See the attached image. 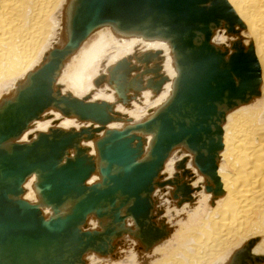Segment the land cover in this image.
I'll return each instance as SVG.
<instances>
[{"label": "water", "instance_id": "95a60500", "mask_svg": "<svg viewBox=\"0 0 264 264\" xmlns=\"http://www.w3.org/2000/svg\"><path fill=\"white\" fill-rule=\"evenodd\" d=\"M201 1L71 2L68 41L50 51L13 98L0 100V264H85V253H110L113 241L122 232L132 231L125 225L126 217L133 219L136 237L143 242L160 231L153 221L151 194L161 184L156 178L171 148L187 145L197 161H206L225 104L235 102L230 98L234 77L228 60L210 42L212 7ZM102 26L118 34L168 42L176 69L165 102L144 120L126 122L120 129L105 127L121 119L113 115L112 104L62 94L53 86L65 55ZM123 75L127 83L129 77ZM154 79L150 80L152 89L153 82L162 84L166 77L158 71ZM113 81L117 83V78ZM117 92L126 100L127 89ZM49 106L91 125L49 128L18 142L30 122ZM100 130L103 133L98 136ZM90 139L98 160L88 154V146L81 145ZM95 169L99 180L87 184ZM31 174H35V202L22 198L23 183ZM43 207H49L48 215L43 214ZM89 214L96 215L99 228L83 229Z\"/></svg>", "mask_w": 264, "mask_h": 264}, {"label": "bare ground", "instance_id": "6f19581e", "mask_svg": "<svg viewBox=\"0 0 264 264\" xmlns=\"http://www.w3.org/2000/svg\"><path fill=\"white\" fill-rule=\"evenodd\" d=\"M72 1L0 0V100L13 98L50 51L68 41ZM202 1L212 7L210 42L228 60L226 65L235 81L229 87L230 98L235 102L225 104L206 161H197L187 145L171 148L156 178L161 184L155 185L151 194L153 221L161 228L155 231L157 234L153 232V239L139 240L133 219L126 217L125 225L132 231L122 232L113 241L115 248L110 253H85V264H134V256L144 252H154L150 260L154 258L156 264H221L226 258L227 264H244L243 260L247 264L264 263V0ZM110 28L99 29L97 38L85 45L97 29L91 31L65 55L53 86L62 94L69 92L77 98L112 104L113 115L121 119L111 120L105 127L120 129L126 122L144 120L165 102L176 69L168 42L118 34ZM157 51V56L151 54ZM138 65L140 69L135 68ZM157 70L166 80L162 84L153 82L152 89L150 80ZM124 73L129 77L127 83ZM119 89H127L126 100L119 96ZM40 116L30 122L18 142L29 141L49 128L91 125L50 106ZM102 133L98 131V136ZM150 137L147 135V140ZM81 145L88 146V154L96 158L93 139L82 140ZM96 180L98 169L86 183ZM34 181L35 174H31L23 183L22 198L30 202L38 199ZM198 198L201 205L206 204L203 209H196ZM184 211L192 224L182 225L175 240L167 242L175 230L171 217H186ZM42 212L48 215L49 207H43ZM87 216L83 229L99 228L96 215ZM131 246L137 253L129 249L124 254L130 259H124L121 249ZM165 250V256L157 257ZM121 256L122 261L116 262Z\"/></svg>", "mask_w": 264, "mask_h": 264}, {"label": "rangeland", "instance_id": "374dc122", "mask_svg": "<svg viewBox=\"0 0 264 264\" xmlns=\"http://www.w3.org/2000/svg\"><path fill=\"white\" fill-rule=\"evenodd\" d=\"M102 28H110V27H108V26H106V27H101V28H99V29H102ZM99 29H97L96 31H94L89 37H88V39L84 42V44L85 45H87V44H89L92 40H94V39H96L97 38V31H99ZM111 29V28H110ZM224 44H226L227 46H228V43H227V41H225V43ZM70 70V69H69ZM136 72V71H135ZM206 206V204L203 206V205H201V203H200V198H198V200H197V207H196V209H203L204 207ZM208 206V205H207ZM173 209H175V208H173ZM166 211V210H165ZM184 213H186V217L184 216V215H177L176 217H171V221H174V225H175V230H174V232H173V234H171L170 236H169V238H167V242H173L174 240H175V238L177 237V231H178V229H180V227L182 226V225H189L190 224V219H189V213L188 212H185L184 211ZM166 214V213H165ZM167 217V216H166ZM178 217V218H177ZM185 217V218H184ZM189 222V223H188ZM191 224H192V222H191ZM190 224V225H191ZM259 238V237H258ZM261 239V238H260ZM246 242V241H245ZM166 243V242H165ZM242 244L243 243H241V244H239L238 245V247H241L242 246ZM238 247H236L237 249H238ZM120 249H121V247H119ZM119 249V250H120ZM129 249H132L135 253H137V251L136 250H134L133 248H132V246L131 247H128L127 249H121V251H120V253L121 252H123L122 254H124L125 252H127ZM235 249V248H234ZM233 249V250H234ZM119 250H118V252H119ZM232 250V251H233ZM160 254H158V256L157 257H163V256H165L166 254H167V252H166V250L165 251H163V252H159ZM154 255H156L154 252L153 253H151V252H149V253H143V254H139V253H137L135 256H134V264H156L155 263V260H154V258L152 259V260H150V258H152V257H154ZM129 256L127 255V257H126V255L124 254L123 255V258L124 259H130V258H128ZM137 258V259H136ZM145 258H147V261L145 262V263H143V261H144V259ZM156 259V258H155ZM122 261V256H121V258H119L118 260H116V262L117 261ZM229 261V259H227L226 258V260L223 262V263H221V264H227V262ZM262 264H264V263H262Z\"/></svg>", "mask_w": 264, "mask_h": 264}]
</instances>
